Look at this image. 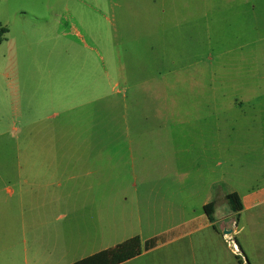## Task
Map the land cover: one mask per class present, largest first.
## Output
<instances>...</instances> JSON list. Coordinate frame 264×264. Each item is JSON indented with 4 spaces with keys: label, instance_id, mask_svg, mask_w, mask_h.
Returning <instances> with one entry per match:
<instances>
[{
    "label": "rangeland",
    "instance_id": "rangeland-1",
    "mask_svg": "<svg viewBox=\"0 0 264 264\" xmlns=\"http://www.w3.org/2000/svg\"><path fill=\"white\" fill-rule=\"evenodd\" d=\"M85 57L98 68L104 61V100L88 117L86 108L71 114L75 134L104 136L94 148L103 150L104 165L125 169L118 195L105 183L103 200L84 207V215L93 211L104 220L102 246L135 235L143 242L166 228L147 219V207L140 209V223L130 222L138 216L134 199L146 191L137 179L138 188L132 185L129 173L138 155L147 160L141 169L178 161L187 177L206 186L201 193L158 191L186 219H204L202 202L215 204L222 235L186 236L168 247L180 250L178 260L239 264L237 256L246 264L233 248L235 221L224 194L264 183V0H0V168L15 167L17 149L35 146L19 141L20 133H8L16 123L12 118L31 113L47 91L60 88L66 72L74 71L81 82L85 76L77 71ZM148 102L168 107L151 111ZM147 134L153 138L128 141ZM163 136L169 141L159 140ZM164 146L171 150L167 157ZM140 176L147 181V173ZM0 177L5 184L13 181ZM110 216L119 220L111 232ZM165 251L123 264H159Z\"/></svg>",
    "mask_w": 264,
    "mask_h": 264
},
{
    "label": "crops",
    "instance_id": "crops-1",
    "mask_svg": "<svg viewBox=\"0 0 264 264\" xmlns=\"http://www.w3.org/2000/svg\"><path fill=\"white\" fill-rule=\"evenodd\" d=\"M100 60L102 65L98 68L97 64L86 63L85 57L82 69L80 67L77 71L80 74L83 72L85 76L81 82L77 80L74 71L66 72L60 88L55 90L53 86L47 91L46 98H40L35 103L36 106L33 108L35 112L30 109L31 113L22 112L16 118H12L19 127L16 128L13 124L12 130L8 133L10 131H14L16 135L20 133L19 141L32 140L35 146L31 151L17 149L15 167L0 168V176L6 175L7 179L13 180L7 184L3 179L0 182V264H72L109 249L102 246L104 220L97 214L94 215L93 211L89 215H84L83 211L84 207L96 206L98 201L103 200L105 183L107 191L113 189L118 195L124 185L119 175L125 169L120 166L106 167L103 150L94 149L96 143L103 141L104 136L91 132L85 137L75 134L77 130L70 119L72 113L83 108L88 111V114H85L88 117L89 109L94 108L95 111L104 100L105 71L104 61L102 58ZM73 77L75 79H70ZM165 105L148 102L147 109L165 110L168 107ZM153 114L156 113L152 112L151 115ZM91 115L93 117V113ZM147 138L153 137L137 135L128 141L131 143L139 142L141 139L147 141ZM162 138L159 140L169 141L166 136ZM77 143H81L80 149L73 150L72 147H78ZM168 147H162L166 157L168 151H171ZM129 149L131 152L132 146ZM23 158L30 159V162L24 165ZM146 162L144 156L137 155L135 163L129 169L134 180L132 185L138 188L137 179L143 184L142 189L147 191L134 199L138 216L130 222L140 223L144 216L143 214L141 217L140 209L147 207V219L162 223L166 227L164 231L153 236L164 238L163 243L148 250L147 255L166 249L159 264H184L178 260L180 250L168 247L186 236L202 231L211 237L219 238L220 228L216 224L214 214L213 223L207 222L206 217L203 219L194 216L186 219L182 210L177 209L176 204L172 209L173 203L164 199L158 191L175 189L201 193L206 186L201 185L198 178L187 177L184 169L178 166V161L164 165L162 160V164L157 167L141 169ZM32 163L34 165L30 166ZM146 173L147 181L140 176ZM245 190L242 193L236 190L226 192H235L242 204V210L238 214L233 213L234 242L248 264H264V183ZM110 196L111 194L108 197ZM209 202L203 201L202 208ZM215 211L214 204V213ZM199 220L201 224L197 228L191 227L188 232H181L185 226ZM240 221L241 226L238 228ZM118 222L117 218L110 216L106 224L108 230L110 232L115 230ZM213 225L217 230L213 229ZM133 227L134 225L131 229ZM245 231L251 235L250 241L247 240ZM229 232L231 233V231L222 233ZM240 232L243 234L239 239ZM244 237L246 241L243 242Z\"/></svg>",
    "mask_w": 264,
    "mask_h": 264
},
{
    "label": "trees",
    "instance_id": "trees-1",
    "mask_svg": "<svg viewBox=\"0 0 264 264\" xmlns=\"http://www.w3.org/2000/svg\"><path fill=\"white\" fill-rule=\"evenodd\" d=\"M225 199L233 213L238 214L242 210L240 198L235 192L226 193ZM203 211L207 222L213 223L214 203L209 202L204 205ZM213 229L217 230L214 225ZM163 239L161 236H157L142 242L138 236H135L72 264H123L141 255V253L155 248L158 244L163 243ZM235 258L239 264H242L239 257L235 256ZM246 264H248L247 260Z\"/></svg>",
    "mask_w": 264,
    "mask_h": 264
},
{
    "label": "built area",
    "instance_id": "built-area-1",
    "mask_svg": "<svg viewBox=\"0 0 264 264\" xmlns=\"http://www.w3.org/2000/svg\"><path fill=\"white\" fill-rule=\"evenodd\" d=\"M233 248H234V250L238 251V249H237V247H236L235 244H233ZM233 253H235V252H233ZM238 253H239V252H238Z\"/></svg>",
    "mask_w": 264,
    "mask_h": 264
}]
</instances>
